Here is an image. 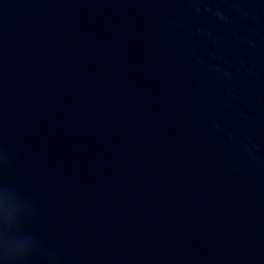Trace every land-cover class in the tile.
Segmentation results:
<instances>
[{"label":"water","instance_id":"1","mask_svg":"<svg viewBox=\"0 0 264 264\" xmlns=\"http://www.w3.org/2000/svg\"><path fill=\"white\" fill-rule=\"evenodd\" d=\"M0 264H264V0H0Z\"/></svg>","mask_w":264,"mask_h":264}]
</instances>
